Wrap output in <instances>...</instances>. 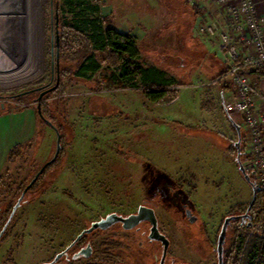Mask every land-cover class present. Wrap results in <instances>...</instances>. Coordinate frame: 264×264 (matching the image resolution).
Masks as SVG:
<instances>
[{"label":"rangeland","instance_id":"374dc122","mask_svg":"<svg viewBox=\"0 0 264 264\" xmlns=\"http://www.w3.org/2000/svg\"><path fill=\"white\" fill-rule=\"evenodd\" d=\"M90 1L104 7L106 14L124 9L136 17L131 25L139 36L143 62L178 74L181 84L192 85L187 75L202 56L197 45L189 44L194 39L190 35L193 25V35H199L194 8L178 0ZM72 17L65 0H45L43 61L37 66L38 73L22 82L0 84V100L20 103H8L11 110L31 107L37 111L41 103L62 134L57 161L28 195L0 242V264H41L50 257V249L57 248L53 246L68 243L92 221L111 212L134 213L141 204L154 207L160 229L171 240L170 255L187 264H217L223 221L246 213L253 192L238 165L237 148L234 152L233 147L237 134L231 121L234 142L227 148L218 137L220 133L214 131L221 119L205 116L195 88L184 89L180 101L189 121H165V110L171 113L167 117H173L177 110L172 99L154 103L141 89L107 87L103 80L110 74L107 53H98L103 69L89 80L67 72L58 87L39 101L42 92L57 84V19L62 23ZM71 40L68 36L62 46L65 56L71 57L81 47L73 37ZM61 63L71 68L77 60L59 57ZM196 79L195 84L204 82L200 76ZM194 118L205 125L190 126L196 123ZM39 119L36 139L15 146L8 154L0 175V204L3 198L15 201L22 187L56 151L55 129ZM207 125L212 126L208 129ZM215 139L226 148L214 147ZM185 204L198 217L195 223L188 220ZM247 219L229 225L225 251L231 247L236 229L247 233L246 245L257 234L255 230L249 236L245 226L241 228L240 222ZM122 229L112 227L125 252L141 255L143 264L159 263L162 248L147 239L149 224L143 223L141 231Z\"/></svg>","mask_w":264,"mask_h":264},{"label":"trees","instance_id":"16d2710c","mask_svg":"<svg viewBox=\"0 0 264 264\" xmlns=\"http://www.w3.org/2000/svg\"><path fill=\"white\" fill-rule=\"evenodd\" d=\"M180 1L188 8H197L190 6L185 0ZM65 5L73 17L71 20L65 18L62 23L57 25L60 38V60L71 58L77 60V64L69 68V66H62L61 63V77L67 72H71L74 78L89 80L103 69V63L99 60L98 53H107L106 59L109 62L110 74L105 75L103 80L108 88L116 86L118 88L141 89L155 103H161L166 99H174L178 96V86L183 84L166 69L159 68L155 64H145L142 60L138 38L130 33H121L111 26L108 19L102 16L100 5L90 0H65ZM199 13L198 10L195 15L197 16ZM68 36H70V40L73 37L81 45L80 49L71 57L65 56L62 51V46L67 42ZM252 72L264 76V68H255ZM223 74L224 72L219 76ZM6 109L0 104V112L6 111ZM47 111V108L42 107L44 116L49 119ZM57 129L61 133L60 128L57 127ZM233 147L236 152L234 144ZM241 158L245 163L247 157L243 152V135ZM247 171L249 172L248 169ZM251 200L244 210L248 213V219L257 230V234L246 245L247 233L241 231L240 228L236 229L231 247L224 252L223 264H264V190L258 188L255 201L249 208ZM241 220L234 219L232 223Z\"/></svg>","mask_w":264,"mask_h":264},{"label":"crops","instance_id":"0c3cea01","mask_svg":"<svg viewBox=\"0 0 264 264\" xmlns=\"http://www.w3.org/2000/svg\"><path fill=\"white\" fill-rule=\"evenodd\" d=\"M178 1L179 3L181 2L180 0ZM254 1L257 6V11L261 26L264 29V0H254ZM159 2L161 5H163V7L166 6L163 3V1H159ZM238 3H239L238 0H231L230 2L225 4H219L211 0L188 1V4L190 6L197 7L194 8V12H198V10L200 11V13L197 16L195 15L196 26L201 21L217 20L220 23L223 30L228 32L236 41L239 40L242 36H248L250 34L249 28L246 27L245 25L238 29L230 25L228 8L238 5ZM156 9H160V8H156ZM101 13L103 17H106L108 19L109 24L114 28H116L119 32L130 33L135 35L138 38V45H139V36L136 34V30L134 29V26L131 25V21L136 17H133L124 9L123 10L119 9L117 11L116 10L114 11L112 9L109 12V14H106V12L104 11V7H101ZM147 17H148L147 15L142 17V20H146ZM193 31L195 32L194 25L192 26V32H190V35H192L194 39L192 38L193 41L190 40L189 44L197 45L202 56L200 57L198 64L196 65L197 67L190 70L189 74L187 75L190 82L188 84L192 83V85L178 86V90L180 91V93L176 98L172 99V103H171V105H177V110H175V112L172 113L174 114L172 115L173 117H167V115L170 116L171 113L165 110L164 120L165 121L167 119H173L176 121L180 120L184 123L186 122L184 120H188L186 119L187 117H189L187 115L188 113L180 102L183 93L182 91L184 89L195 88L199 91L198 97L201 106L205 108L204 109L205 116L211 119L213 117L214 118L219 117L221 119L217 126L218 129H215L214 131L220 133L218 137L223 138L228 148L229 146L228 143L234 142V138H233L234 136L232 135V130H231L232 128L230 121L232 125H233L232 121H235L236 123L240 122L238 115H229L224 110V102L229 101L233 98V82L231 77H225V78L223 77L222 79L218 80L219 75L222 74L227 67L222 60L221 52L217 49L215 43L212 40L200 34L197 30H196L197 34L199 35L196 37L193 35ZM195 38L197 40H195ZM238 49L242 57L247 52L251 51V46L247 45L245 42H242V43H238ZM141 56H142V52H141ZM158 67L162 68L160 66ZM248 73L257 91L256 105L258 106L259 109L264 110V76L254 73L252 72V70H250ZM170 74H172L176 78L178 77V74L175 73H170ZM198 76L202 77V80L204 81L202 84H195V82L197 81L196 77ZM147 99L149 98L147 97ZM193 121L196 123L193 124L186 123V124H189L192 127H199L205 125L202 124L203 121L199 123V119L194 118ZM212 122L213 121H211L210 123ZM39 124H40V119L38 112L31 107L0 112V151H1L0 175L2 174V171L6 165L10 150H12V148H14L15 146L24 145L31 142V140L36 139L39 130ZM211 126L212 125L208 126L207 128L209 129V127L211 128ZM234 133L236 135V132ZM220 143L221 142L215 139L212 142V145L214 147L215 145L216 146L218 145L220 147L221 145ZM221 146L222 147L225 146L224 148H226V145L224 144H222Z\"/></svg>","mask_w":264,"mask_h":264},{"label":"built area","instance_id":"2783aa9c","mask_svg":"<svg viewBox=\"0 0 264 264\" xmlns=\"http://www.w3.org/2000/svg\"><path fill=\"white\" fill-rule=\"evenodd\" d=\"M225 4L231 0H211ZM238 5L228 8L229 22L234 28L246 26L250 30L248 36L235 40L223 30L217 20L201 21L198 32L212 40L221 52L226 70L222 76L231 77L233 82V98L224 102V110L229 115H238L243 132V152L247 159L246 168L249 170L255 185L264 190V110L256 105L257 91L253 85L249 71L264 68V29L261 26L257 6L254 0H238ZM245 42L251 46V51L241 57L238 43ZM212 83V82H211ZM210 84V83H209ZM7 101L12 105H20L13 100ZM249 231V236L255 229L249 219L240 222Z\"/></svg>","mask_w":264,"mask_h":264},{"label":"flooded vegetation","instance_id":"af4514ba","mask_svg":"<svg viewBox=\"0 0 264 264\" xmlns=\"http://www.w3.org/2000/svg\"><path fill=\"white\" fill-rule=\"evenodd\" d=\"M58 23L59 22L57 19V25H58ZM57 36H59L58 31H57ZM59 52H60V38H59ZM56 73H57V78L59 76V81H60V78H61V76H60V65L57 62V38H56ZM8 103L9 102L7 101V99H1L0 100L1 106L3 108H7L6 111L11 110ZM41 108H42V106H41ZM57 159L55 160V162L57 161ZM54 163L47 165L44 168L43 172L39 175L37 181L27 190V192L25 193L24 197L21 200L20 206L15 211H14L15 204L18 202V200L22 196L27 185L36 176L37 172L44 166V164L35 173V175L29 180V182L26 183L22 187V189L19 191V195L17 196L15 201H14V199L10 200V199L3 198V201L0 204V234H1L0 242H2V240H3L2 238L6 236V233H8L10 231V226L13 224L15 216H16L17 212L19 211L20 207L27 201L28 195L35 190L37 184H39V182L43 179V177H45L48 169L51 168L54 165ZM139 206H138V208H139ZM184 208H185L186 216H187L188 220L190 221L191 217L195 214L186 204L184 205ZM107 215H105V216H107ZM105 216H103V217H105ZM124 216H127V215H124ZM103 217H100L97 220H100ZM97 220H95V221H97ZM197 220H198V217L194 222H191V221L190 222L195 223ZM93 222L94 221H92L89 224V226L83 227L76 234V236L72 240H70L68 243L60 242L59 244L53 246V247L57 246V248L55 250L53 248H51L50 251L52 253H51L50 257L47 260L43 261L41 264H44V263H47V264H133V262H134V264H143V258L144 257H142L141 255H139V256L135 255L129 251L125 252L124 246H123L124 244H121L120 242L117 241L116 235H115L116 232L114 230H112V227L119 225L123 228L121 222H117V223L111 225L110 227H108L106 229L96 228L91 232H86V233L82 234V232L85 229L89 228ZM143 223L149 224V232L147 233V239L150 242L154 241V242L158 243L162 248L161 257H160V260L158 263V264H160L162 254H163L162 242L159 240H152L149 238L150 227H151L149 221H142L140 224H138L136 227H134L132 229H124L123 228L122 230H124V231H132V230L141 231L140 227ZM158 223H159V219H158ZM160 231L162 232L161 229H160ZM162 233H164V232H162ZM165 235L167 236V234H165ZM170 245H171V240H170ZM169 248H170V246H169ZM217 258H218V254H217ZM164 264H187V263L178 261V259L175 256L170 255L169 249H168ZM188 264H191V263H188ZM217 264H218V262H217Z\"/></svg>","mask_w":264,"mask_h":264},{"label":"bare ground","instance_id":"6f19581e","mask_svg":"<svg viewBox=\"0 0 264 264\" xmlns=\"http://www.w3.org/2000/svg\"><path fill=\"white\" fill-rule=\"evenodd\" d=\"M44 1L0 0V84L22 82L38 73Z\"/></svg>","mask_w":264,"mask_h":264},{"label":"water","instance_id":"95a60500","mask_svg":"<svg viewBox=\"0 0 264 264\" xmlns=\"http://www.w3.org/2000/svg\"><path fill=\"white\" fill-rule=\"evenodd\" d=\"M59 57H60L59 36H57V62H58V64H59ZM58 83H59V76L57 78V84L53 88H50L49 90L42 92L40 94L38 100L40 101L42 99V97L48 91L56 89L58 87ZM37 112H38L40 118L45 120L52 128L55 129V131L57 133L56 151H55L53 157L51 159H49L44 164V166L37 172L36 176L27 185L22 196L20 197L18 202L15 204L14 211L20 206L21 200L24 197L25 193L37 181L39 175L43 172L44 168L47 165L54 163L55 160L60 155V152H61V135H60L57 127L49 119H47L44 116V114L42 112V108H41V103H38V105H37ZM232 122H233V126L236 130V134H237V140L234 143H235V147L237 148L238 165H239V168H240L244 178L247 180V182H249V184L251 185L252 190H253V198L251 200V204L249 205V208H250L251 205L253 204V202L255 201V196H256L258 188L254 184V182L252 181L251 175L247 171L246 164L243 162V160L241 158L242 128H241L240 124L236 123L235 121H232ZM245 218H248L247 212L244 214L230 215L224 219L220 233L218 235V240H217L218 264L224 263L225 244H226L229 225L232 223V221L234 219H245ZM196 219H197V216L193 215L191 217L190 221L194 222ZM142 221H149V223L151 225L149 238L152 240H159L162 242L163 254H162L160 264H164V261H165V258H166V255H167V252H168V249L170 246V239L164 233H162L160 231L159 223H158V217L156 215L155 209L153 207L147 206L145 204L140 205L137 212L131 213L127 216L121 215L117 212H112V213L108 214L107 216L101 218L100 220L94 221L89 228L85 229L82 232V234L86 233V232H91L96 228L106 229V228L110 227L111 225H113L117 222H121L124 229H132V228L136 227L138 224H140ZM0 237H1V234H0ZM44 264H47V263H44Z\"/></svg>","mask_w":264,"mask_h":264}]
</instances>
